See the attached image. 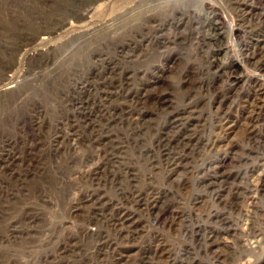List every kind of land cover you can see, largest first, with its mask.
Wrapping results in <instances>:
<instances>
[{"label": "rangeland", "instance_id": "rangeland-1", "mask_svg": "<svg viewBox=\"0 0 264 264\" xmlns=\"http://www.w3.org/2000/svg\"><path fill=\"white\" fill-rule=\"evenodd\" d=\"M261 37L264 0H0V264H264Z\"/></svg>", "mask_w": 264, "mask_h": 264}, {"label": "bare ground", "instance_id": "bare-ground-1", "mask_svg": "<svg viewBox=\"0 0 264 264\" xmlns=\"http://www.w3.org/2000/svg\"><path fill=\"white\" fill-rule=\"evenodd\" d=\"M186 2V1H191V0H156V3H159V4H162L163 2H164V4H167V5H169V4H171V3H174V2ZM231 2V1H230ZM177 4V3H176ZM180 4V3H179ZM45 5V4H44ZM157 5V4H156ZM232 5V4H231ZM234 6L236 7V5L234 4ZM245 7V8H244ZM247 7H249V8H252L250 5H239L238 4V6L236 7V8H239L241 11L240 12H242L244 15H248L249 14V10H248V8ZM59 9H62L61 7H59ZM214 26V27H213ZM213 36H211L209 39H213L214 41H218L219 39H220V36H222V33H221V29L219 28V24H217V23H215V24H213ZM58 29V28H57ZM60 29H62V28H60ZM252 30V29H251ZM21 31V30H20ZM56 31H60L59 29L58 30H56ZM55 31V32H56ZM255 31V30H254ZM261 31V30H260ZM54 33V32H53ZM52 34V33H51ZM56 34V33H55ZM50 35V34H49ZM49 37V36H48ZM48 37H44V38H48ZM43 38V39H44ZM42 39V40H43ZM261 39H263V40H261ZM17 41V40H16ZM258 47H259V50H260V52L261 53H264V37H261L258 41ZM42 43H44V40H43V42ZM257 44V43H256ZM45 45V44H44ZM255 56V55H254ZM261 56H264V55H262L261 54ZM246 58V57H245ZM252 58V57H251ZM262 60H264V57H263V59ZM261 61V60H260ZM252 63V62H251ZM258 65H259V63H258ZM259 69V68H258ZM263 86V85H262ZM260 88V87H259ZM257 90V89H256ZM259 91V90H258ZM252 95V94H251ZM254 96V95H253ZM249 97V96H248ZM248 100V99H247ZM246 100V101H247ZM249 101V100H248ZM254 102L257 104V106H259L260 108H264V94L263 93H257L256 94V96H255V100H254ZM185 110H190V109H185ZM85 120V119H84ZM234 123V122H233ZM250 123H252V122H250ZM219 127H218V131H220L221 132V134L224 136V135H226L227 134V132H231L232 131V126L231 125H229V123H228V119H224L223 117H221V119H220V122H219ZM234 125V124H233ZM257 125V124H256ZM235 126V125H234ZM52 127V126H51ZM251 127H254V125H251V126H249V128H251ZM248 128V129H249ZM247 129V130H248ZM257 129V128H256ZM56 130V129H55ZM252 131H253V128L251 129ZM250 132V131H249ZM254 132V131H253ZM253 134V133H252ZM251 134V135H252ZM215 135V134H214ZM219 135V134H218ZM250 135V134H249ZM27 136V135H26ZM70 136H72V135H70ZM101 137H103V136H101ZM216 137V136H215ZM250 137H252V136H250ZM220 138V137H219ZM102 139V138H101ZM222 139V138H221ZM95 141V140H94ZM260 141V140H259ZM14 142V141H13ZM102 142H104V143H102ZM107 141L106 140H104V141H102V140H100V141H98V143H101V144H104V147L103 148H105L104 149V152H105V155L106 156H109L110 154H111V151H109V150H106V146H108V143H106ZM27 143L24 141L23 142V146L25 147V146H27V147H29V145L27 144ZM159 144V143H158ZM258 144V143H257ZM218 145V140H217V138H216V140H214L213 141V146H212V149H213V147H216ZM11 146V145H10ZM12 148H14V147H12ZM30 148V147H29ZM103 148H102V151H103ZM157 148H158V151H160V149H159V147L157 146ZM60 149V148H59ZM9 150V149H8ZM57 150H58V148H57ZM251 150V149H250ZM218 151V150H217ZM31 152H32V150L30 149V156H31ZM160 153H161V155H162V159L163 160H166L167 161V164H166V167H164L165 168V170H168V169H170V168H172V171L173 172H175V170L178 168V169H180V168H182V167H187L188 165H184V164H186V156L183 154H179V155H174L173 153H168V154H164L165 153V151H160ZM102 155V154H101ZM248 155V154H247ZM104 157V156H103ZM114 157V155H112V158ZM29 158V157H28ZM110 158V157H109ZM97 159V158H96ZM114 159V158H113ZM242 161V160H241ZM106 163V162H105ZM153 165V164H152ZM110 167V166H109ZM155 168V167H154ZM96 169V168H95ZM112 169V168H111ZM97 172L98 171H96V174H95V180H97L98 179V177L100 176V174L98 173L97 174ZM210 172H212V171H210ZM112 173V172H111ZM171 173V172H170ZM193 174H195V171L193 172ZM8 175V174H7ZM6 175V176H7ZM208 175V174H207ZM216 175V174H215ZM239 175V174H238ZM237 175V176H238ZM211 176V175H210ZM218 176V175H217ZM264 176V175H263ZM25 177H28L27 175H25ZM21 178V177H20ZM229 177L227 176V174L226 175H223V177H219V178H217L216 179V181L217 182H211L212 183V185L213 184H222V183H224L227 179H228ZM204 180H200L199 179V183H200V185H202L203 187L205 186V188L206 187H209L210 185H211V183H207V176L205 177V178H203ZM21 182V181H20ZM22 184V183H21ZM189 184V183H188ZM153 186V185H152ZM155 186V185H154ZM8 188V187H7ZM20 189V188H19ZM145 189V188H144ZM156 188H151L150 190L148 189V187L145 189V191L147 192V190H149V193H146L145 195L146 196H148L147 198H146V200L144 201V202H146V204H147V206L148 207H150V208H152V210H155V208H156V205H157V202H158V198H159V193L155 190ZM208 189V188H207ZM218 189V188H217ZM10 193V192H9ZM11 193H14L13 192V190H12V192ZM243 193H245V192H242V191H237L236 192V199H234V201L236 202V201H238V196L239 195H244ZM13 195V194H12ZM26 195V194H25ZM201 196V195H200ZM208 196H209V194H208ZM140 197H143V196H140ZM90 198V197H89ZM204 198V197H203ZM91 199V198H90ZM140 199V198H139ZM138 199V200H139ZM202 198H198V199H196V202L195 203H193L194 205H198V204H200L201 202H202V200H201ZM93 199H91V201H92ZM95 200V199H94ZM15 202V201H14ZM87 202H88V200H87ZM138 202V201H137ZM94 203V202H93ZM96 203H97V201H96ZM143 203V202H142ZM255 203V202H254ZM151 205V206H150ZM3 208V207H2ZM123 211V210H122ZM11 213V212H10ZM119 213V212H118ZM255 213V212H254ZM252 214V213H251ZM31 215V214H30ZM208 215H211V213H209ZM213 216V215H212ZM132 217H133V214H123L122 215V217H121V219H119L118 221H111V222H109V223H114V227H115V229H116V231H117V233L119 234V236L121 237V236H123V235H125V236H128V234L129 233H126L125 231L126 230H128V228L126 227V226H128V225H126V223H128V221H130L131 219H132ZM183 217V214L182 213H175L174 215H173V219H172V222H171V224H170V226L172 227V226H176V224L179 222V221H182V218ZM32 218V217H31ZM256 218V217H255ZM134 219V218H133ZM263 220H264V217H263ZM211 225H213L214 227H217V226H222V227H226V226H228L229 224H230V222H228V217H225L223 214H219V213H217V214H215V216L214 217H212L211 218ZM27 223V222H26ZM181 223V222H180ZM34 226V225H33ZM109 226V225H108ZM132 225H129V227H131ZM14 227V226H13ZM18 227V226H17ZM255 228H257L256 226H255ZM231 228H225V230L223 229V228H220L219 229V231H220V233L223 231L224 232V234L225 235H228L229 233L231 234V235H233V233H231ZM22 231V230H21ZM125 233V234H124ZM10 234V233H9ZM127 234V235H126ZM214 234V235H213ZM213 234L211 233V235L209 236V238H208V240H207V243H211L210 245H215L216 243L218 244V239H217V236L219 237L221 234H219V232H218V229H215V230H213ZM219 234V235H218ZM11 235V234H10ZM130 235V234H129ZM17 236V235H16ZM106 240V239H105ZM165 244V243H164ZM116 246V245H115ZM113 248V247H112ZM67 249V248H66ZM116 249V248H115ZM66 252V251H65ZM111 254V253H110ZM217 254V253H216ZM219 254H220V252H219ZM219 258V257H218ZM149 261H151V263L150 264H161V263H165V264H169V260H170V263H171V261H172V256H171V252L169 251V250H167L166 248H161V247H156V250H154V251H152V249H150V252H149V254H148V258H147ZM176 261V260H175ZM173 264V263H172ZM175 264H176V262H175Z\"/></svg>", "mask_w": 264, "mask_h": 264}]
</instances>
